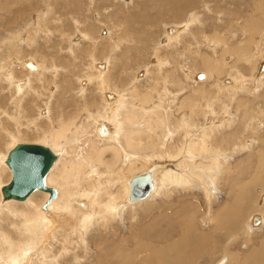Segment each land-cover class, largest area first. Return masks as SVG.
I'll use <instances>...</instances> for the list:
<instances>
[{"label": "rangeland", "instance_id": "1", "mask_svg": "<svg viewBox=\"0 0 264 264\" xmlns=\"http://www.w3.org/2000/svg\"><path fill=\"white\" fill-rule=\"evenodd\" d=\"M23 1L0 0V156H4L13 143L49 146L53 144L50 142L52 133L59 130L62 123L71 122L66 138L57 145L63 152L59 166L56 165L58 168L55 167L58 179H54L55 184L47 185L58 192L67 190V199L79 200L81 192L76 193L74 185L80 184L86 193L81 197L84 201L91 197L96 200L90 190L94 185L92 189H99V193L111 186L107 190L116 196L119 215L104 220L102 216L95 217L98 212L93 211L95 219L85 231L77 213L83 212L79 209H73L76 212L71 215L62 212L70 219H65L50 241L23 244L27 239L22 230L23 215L27 213L33 223L36 217L40 219L38 210L28 207V203L36 198L38 209L46 198L43 193H35L28 203H12L15 205L0 209V264H13L10 261L15 262L16 255L18 264H111L115 256L118 258L122 246L119 239H124L129 251L143 252L133 257L138 263L153 249L160 252L173 250L171 246L181 248L183 228L188 224L193 233L212 234L210 225L216 213L230 202L233 192L234 195L241 192L244 185L249 189L245 200H249L247 206L250 207L244 209L242 200L238 202L236 198L240 208L236 205L234 208L240 210L236 214L239 232L235 242L222 240L219 246H225L221 248L224 254L212 255L204 264H223L220 260L227 259L231 253L232 256L237 254L235 264H242L244 260L248 264H261L264 255L256 252L264 243V185L261 183L264 181V71L261 69L264 65V0H186L191 7L181 15L170 10L173 0ZM22 2L24 6L31 4L27 5L28 10L23 11V6H19ZM178 3L183 9V1L178 0ZM14 8L22 11L16 14ZM175 28L180 29H177L179 33L165 42L166 37L175 34L171 32ZM24 61L29 63L28 68L39 64L42 75L29 74L22 66ZM94 65L105 71L99 72ZM208 72L211 76L206 80ZM200 73L204 74L202 80L197 79ZM260 74L263 76L258 77ZM7 78L16 84L24 81L30 84L22 86L21 96L16 95ZM227 82L233 83L231 90ZM258 86V90L252 92ZM116 94L132 104L126 107L128 112L122 110L125 112L122 118L131 110L139 116L134 124L122 123V135L135 130V135L141 138L133 151L134 146L130 149L123 145L124 151L119 153L118 159L107 150L112 145L111 140L107 139L105 144L94 131L96 124L106 120L107 113L119 107L115 102H106L112 100L109 96ZM142 108L146 111L140 113ZM149 118L163 123L153 131L146 124ZM105 136L99 137L106 139ZM243 148L247 149L241 151ZM99 152L101 160L110 166L95 160ZM131 153L139 159L128 167L123 159L126 155L132 156ZM165 164L193 185H166L150 202L148 199L135 207L124 208V180L150 166L161 175ZM70 165H74L71 170L76 168L74 171L78 172L67 176L65 170ZM211 166L214 169H209ZM2 167L0 185L10 181L9 171ZM79 167L87 169L83 171ZM111 171L114 173H109ZM213 173L216 178L211 176ZM78 174H82L81 178ZM191 174L200 175L208 191L200 182L193 183L196 177L192 175L191 179ZM231 181L235 186L232 192ZM67 187L73 190L69 192ZM36 194L40 195L33 197ZM255 220H259L258 224H254ZM34 229L38 231V227ZM9 243L16 248V255L8 248ZM24 251L30 252L23 255ZM258 257L263 258L262 261ZM224 264L232 263L227 259Z\"/></svg>", "mask_w": 264, "mask_h": 264}, {"label": "bare ground", "instance_id": "2", "mask_svg": "<svg viewBox=\"0 0 264 264\" xmlns=\"http://www.w3.org/2000/svg\"><path fill=\"white\" fill-rule=\"evenodd\" d=\"M23 1V0H22ZM25 1V0H24ZM23 1V2H24ZM162 1V0H161ZM181 1H183V0H181ZM186 1V0H185ZM184 1V2H185ZM199 1V0H198ZM22 2V4L23 5H19L20 7H22L23 8V11L25 10V8L27 7V5H29L30 3H28L27 5H25L24 6V3ZM173 2L176 4L177 3V0H173ZM200 2H201V0H200ZM20 3V2H19ZM26 3V2H25ZM164 3V2H163ZM31 5V4H30ZM149 5V4H148ZM172 5V4H171ZM203 5V4H202ZM142 6V5H141ZM170 6V5H169ZM168 6V7H169ZM185 6V5H184ZM17 7V6H16ZM31 7V6H30ZM28 8V7H27ZM26 8V9H27ZM11 9V8H10ZM171 9V8H170ZM28 10V9H27ZM159 10H160V8H159ZM13 11H14V13H18V11H22V10H19V8L17 9L16 8V10H15V8L13 9ZM29 11H30V9H29ZM36 11V10H35ZM39 11V10H38ZM45 11V10H44ZM169 11V10H168ZM188 11V10H187ZM193 11V10H192ZM7 12V11H6ZM26 12V11H25ZM141 12V11H140ZM175 12V11H174ZM10 12H8V14H9ZM47 13V12H46ZM177 13V12H176ZM11 14V13H10ZM15 14V15H16ZM30 14V13H29ZM36 14V13H35ZM38 14V13H37ZM49 14V13H48ZM47 14V15H48ZM181 14H183V13H181ZM180 14V15H181ZM194 14V13H193ZM51 15V14H50ZM179 15V14H178ZM196 15V14H195ZM9 16V15H8ZM31 16V15H30ZM38 16V15H37ZM40 16V15H39ZM156 16V15H155ZM169 16H170V14H169ZM5 17V16H4ZM42 17V16H41ZM49 17V16H48ZM135 17V16H134ZM19 18H21V17H19ZM44 18V17H43ZM58 18V17H57ZM56 18V19H57ZM73 18V17H72ZM132 18H133V15H132ZM10 19H11V16H10ZM13 19H14V17H13ZM12 19V20H13ZM15 19H17V18H15ZM38 19H40V18H38ZM55 19V20H56ZM11 20V21H12ZM41 20V19H40ZM40 20H38V22L40 21ZM45 20V19H44ZM47 20V19H46ZM195 20V19H194ZM258 20V19H257ZM2 21H4V19L2 18ZM8 21V20H7ZM17 21H18V19H17ZM16 21V22H17ZM42 21V20H41ZM52 21V20H51ZM154 21H156V19L154 20ZM153 21V22H154ZM188 21V20H187ZM254 21H255V19H254ZM253 21V22H254ZM9 22V21H8ZM13 22V21H12ZM37 22V23H38ZM56 22V21H55ZM189 22V21H188ZM2 23V22H1ZM7 23V22H6ZM35 23V22H34ZM41 23V22H40ZM45 23V22H44ZM43 23V24H44ZM52 23H53V21H52ZM51 23V24H52ZM8 24H12V23H8ZM14 24H15V22H14ZM49 24V23H48ZM249 24V23H248ZM260 24H262V23H260ZM6 25V24H5ZM32 25H34V24H32ZM54 25V24H53ZM57 25V24H56ZM252 25V24H251ZM258 25V24H257ZM7 26H10V25H7ZM6 26V27H7ZM38 26H39V23H38ZM50 26V25H49ZM48 26V27H49ZM216 26V25H215ZM47 27V26H46ZM91 27V26H90ZM173 27V26H172ZM251 27V26H250ZM3 28V27H2ZM5 28V27H4ZM37 29H39V28H37ZM166 29H167V27H166ZM170 29V28H169ZM177 29H179V28H177ZM176 28H175V30H171V32H173V33H175L173 36H168V37H166V39H165V42H167V40H168V38H171V37H174V36H176L178 33H177V30ZM42 30V29H41ZM47 30V29H46ZM45 30V31H46ZM48 30H49V28H48ZM180 30V29H179ZM49 32V31H48ZM89 32V31H88ZM28 33V32H27ZM84 34V33H83ZM254 34V33H253ZM121 36H123L124 35V32H123V35H122V33L120 34ZM144 35V34H143ZM145 36V35H144ZM212 39V38H211ZM12 40V39H11ZM215 40H217V39H215ZM219 41V40H218ZM170 42V41H169ZM213 42V41H212ZM215 42V41H214ZM15 43V42H14ZM144 43V42H143ZM162 43V42H161ZM210 43V42H209ZM216 43V42H215ZM162 44H164V43H162ZM3 45V44H2ZM145 45V44H144ZM143 44H142V46H144ZM9 46V45H8ZM209 46V45H208ZM5 47V46H4ZM7 47V46H6ZM10 48V47H9ZM143 48H145V46L143 47ZM142 50V49H141ZM13 51V50H12ZM156 51V50H155ZM8 52V51H7ZM10 55V54H9ZM214 55V54H213ZM204 56V55H203ZM154 58V57H153ZM12 60V59H11ZM9 61V60H8ZM6 63H7V61H6ZM12 63V62H11ZM31 63V62H30ZM9 64H10V62H9ZM8 64V65H9ZM16 65V64H15ZM28 65H29V63H27V62H23L22 63V66L24 67V68H27V70H29V71H27L29 74H31V75H38V76H40V75H42V72H43V70H42V67L39 65V64H32L29 68H28ZM89 65V64H88ZM91 65V64H90ZM209 65V64H208ZM264 66V65H263ZM262 66V67H263ZM94 68L96 69V70H98L99 72H104L105 70H100V69H97V68H99V67H97L96 68V65H94ZM106 69V68H105ZM90 70V69H89ZM6 71H7V69H6ZM8 71H9V69H8ZM262 71H264L263 69H262ZM8 73V72H7ZM102 74H104V73H102ZM263 74V73H262ZM262 74H260V75H258V77H261V76H263ZM10 75H12V74H10ZM28 76V75H27ZM90 76V75H89ZM88 76V77H89ZM210 72H208V73H206L205 74V79L207 80V79H210ZM13 77V76H12ZM29 77V76H28ZM8 78H10V76L8 77ZM7 78V81H9V82H11L12 83V85H11V83H10V85H9V87H10V89L12 88V89H14V91H15V93H16V95H22L21 93H22V91H23V87L22 86H24L25 85V87H28L29 85L28 84H30L29 82L27 83L26 81H24V83L23 84H16V81L13 83V81H11L10 79H8ZM96 78V77H95ZM99 78H100V76H99ZM4 79V78H3ZM102 79H103V77H102ZM6 81V82H7ZM30 81V80H29ZM42 81V80H41ZM104 81V80H103ZM204 81V80H203ZM104 83H107V82H105L104 81ZM227 84L229 85L230 83L229 82H227ZM262 84V83H261ZM242 86V85H241ZM261 86V85H260ZM24 87V88H25ZM98 87V86H97ZM99 88V87H98ZM105 88V87H104ZM230 90H231V88H233V83H231L230 84V87H228ZM242 88V87H241ZM241 88H240V90H241ZM258 88H259V86L257 87V88H254L255 90H253L252 92H256L257 90H258ZM27 89V88H26ZM25 89V90H26ZM108 89V88H107ZM106 89V90H107ZM24 90V91H25ZM27 91V90H26ZM25 91V92H26ZM80 91H81V89H80ZM82 92V91H81ZM239 92V91H238ZM106 93V92H105ZM105 93H103V94H105ZM109 93V92H108ZM110 94V93H109ZM108 94V95H109ZM105 97V96H104ZM106 97H107V95H106ZM109 98H111L112 100L111 101H106L107 103H113V102H115L116 104H117V106H119L117 109H116V111H113L112 110V112H110V113H107L106 114V120H104V121H102V122H100V123H98V124H96L95 125V127H94V131H95V134H96V132L98 133V135L99 136H105L106 137V139H103V138H100L97 134V137L100 139V140H102V141H105L104 143L106 144V141H107V139H108V141H110L111 140V142H112V145H110V146H108L109 147V149H107L108 151H111V152H113V155L115 156V158H117V156L119 155L120 156V152H123L124 151V148H123V145H126L128 148H132L134 145H139L140 143H141V138H139L137 135H135L136 133H135V130H132V131H130L129 133H126L127 132V129H126V134L125 135H122V129H121V125H123L122 123L123 122H125V123H127V124H131V123H135V122H138L137 120H138V113L135 111V110H131L130 111V113L128 114V115H126V116H124L123 118H122V114L123 113H125L124 111H122V110H126L127 112H128V110L126 109V107L127 106H131L132 104L130 103V101H129V99H126V98H124V96H118V94H116V95H113V96H109ZM148 98V97H147ZM106 99V98H105ZM132 99V98H131ZM146 99V98H145ZM143 100V99H142ZM127 101H129L127 104H126V102ZM139 101V100H138ZM141 101V100H140ZM133 102V101H132ZM142 102V101H141ZM144 103L145 102H147V100L146 101H143ZM208 103V102H207ZM115 105V104H114ZM137 105V104H136ZM110 106V105H109ZM141 106V105H140ZM145 106V105H144ZM147 107V106H146ZM128 108V107H127ZM190 108V107H189ZM130 109V108H129ZM139 111V110H138ZM146 110L144 109V108H142L141 109V112L140 113H142V112H145ZM89 112V111H88ZM106 112H107V110H106ZM152 112H153V110H152ZM158 112V111H157ZM156 112V113H157ZM104 113V112H103ZM102 113V114H103ZM196 114H197V112H196ZM103 116H104V114H103ZM251 116V115H250ZM97 117H98V114H97ZM149 117V116H148ZM225 117V116H224ZM88 119H89V117H88ZM182 119V118H181ZM71 121H72V119H70ZM69 120V121H70ZM182 122H183V120H182ZM125 123H124V126H125ZM133 123V124H134ZM159 123H163V122H159V120H156V121H153L151 118H149V119H147V121H146V124H147V126L149 127V129H151V130H155L156 128H157V125H159ZM184 123V122H183ZM186 123H187V121H186ZM95 124V123H94ZM132 124V125H133ZM75 125V124H74ZM182 125V124H181ZM188 125H190V124H188ZM94 126V125H93ZM71 127H72V123L71 122H67V123H62L61 124V126H60V128H59V130H56V131H54L53 133H52V135H51V139L50 140H52V141H50V142H52L53 144H48L49 146H47V145H44V144H40V145H44V146H47V147H49L55 154H56V156H57V161L54 163V165L52 166V168L50 169V171L48 172V174L46 175V177H45V183H46V186L47 187H50V185H52L53 183L55 184L56 182V180L54 181V179H58V177L56 176V174L57 173H55L56 171V168H58V163L61 161V159H62V156H63V152L60 150V149H57V148H59L57 145L59 144V142L60 141H62V140H64L65 138H66V134H67V132H69L70 131V129H71ZM131 127V126H130ZM159 127V126H158ZM182 127H184V124L182 125ZM190 127V126H189ZM211 128H212V126H210ZM74 128H75V126H74ZM187 129H188V127H186ZM185 128V129H186ZM209 128V127H208ZM207 128V129H208ZM77 129H79V128H77ZM76 129V130H77ZM166 129H167V127H166ZM184 129V128H183ZM101 130H103L102 132H101ZM215 130V129H214ZM213 130V131H214ZM169 131V130H168ZM167 131V132H168ZM72 132V131H71ZM172 133V132H171ZM164 135V134H163ZM93 136H95V135H93ZM169 136V135H168ZM207 136V135H206ZM162 137V136H161ZM94 138H96V137H94ZM120 138H122V141L123 142H125V144H123V142H122V144L120 143ZM167 138V137H166ZM165 138V139H166ZM196 138V137H195ZM192 140H193V138H192ZM191 140V143H189L190 145L193 143V141ZM108 141H107V143H108ZM187 141H188V139H187ZM197 141V140H196ZM200 141V140H199ZM189 142H190V139H189ZM164 143H166V142H164ZM195 143V142H194ZM16 144H20L19 142L18 143H13V145H11L10 146V148L8 149V151L5 153V155L3 156V155H1L0 156V162H1V164H0V167H2V166H4L8 171H9V169L7 168V166H6V164H5V159H6V156H7V154H8V152H9V150H11ZM23 144H29V143H23ZM161 144L162 143H159V145L161 146ZM186 144V143H185ZM204 144V143H203ZM158 145V146H159ZM245 146H247V145H245ZM144 147V146H143ZM185 147H186V145H185ZM190 147V146H189ZM249 147V146H248ZM136 147L134 146V148L132 149V151L135 149ZM158 148V147H157ZM161 148V147H160ZM238 148V147H237ZM202 149H203V147H202ZM244 149H247V148H243V149H241V151L242 150H244ZM64 150V149H63ZM96 150V149H95ZM106 150V151H107ZM153 150V149H152ZM155 150V149H154ZM158 150V149H157ZM184 150V149H183ZM204 150V149H203ZM106 151H104V153L106 152ZM185 151V150H184ZM189 151V150H188ZM219 151V150H218ZM218 151H216V152H218ZM235 151V150H234ZM190 152V151H189ZM203 152V151H202ZM201 152V153H202ZM207 152V151H206ZM215 152V151H214ZM191 153H192V151H191ZM200 153V154H201ZM205 153V152H204ZM98 154V158L96 159V157H95V160H97V162L99 163V164H102V165H105V163L101 160V152H99V153H97ZM131 154H133L132 156H130V155H126V156H124V165H126V166H128V167H132L133 166V164H134V162L136 161V159L138 160L139 158L136 156V155H134V153H131ZM158 154V153H157ZM209 154V153H208ZM212 154V153H211ZM216 154V153H215ZM66 155V154H65ZM139 155V154H138ZM171 157V156H170ZM212 157V156H211ZM214 157H216L217 158V155H215ZM119 158V157H118ZM117 158V159H118ZM121 158V157H120ZM153 158V157H152ZM169 158V157H168ZM92 160V159H91ZM90 160V158H89V161H91ZM95 160H93V161H95ZM141 160V159H140ZM140 160H139V162H140ZM165 160V159H164ZM163 160V161H164ZM187 160V159H186ZM211 160H213V159H211ZM215 160H218V159H215ZM76 161V160H75ZM92 161V162H93ZM127 161V162H126ZM144 161H146L145 159H144ZM184 161V160H183ZM220 161V160H219ZM73 162V161H72ZM86 162V161H85ZM117 162V161H116ZM210 162V161H209ZM213 164H215V162L216 161H214L213 160ZM74 163V162H73ZM81 163H82V161H81ZM88 163V162H87ZM119 163V162H118ZM212 163V162H211ZM71 164V163H70ZM142 164V163H141ZM163 164V163H162ZM161 164V165H162ZM184 164V163H183ZM216 164H218V163H216ZM56 165H58L57 167H56ZM83 165V164H82ZM81 165V166H82ZM92 165H94V163L92 164ZM92 165H90V166H92ZM182 165V164H181ZM74 166V165H73ZM72 165H70L69 167H67V169L65 170V173H66V175L67 176H70V175H72V174H74L73 172H75L74 170L76 169H73V170H71L70 168L71 167H73ZM76 166V165H75ZM80 166V165H79ZM87 166V165H86ZM95 166V165H94ZM105 166H110V165H108V164H106ZM104 166V167H105ZM177 166H180V164H178ZM198 166V165H197ZM219 166H221V164L219 165ZM4 167H2L4 170H6ZM56 167V168H55ZM83 167H84V165H83ZM93 167V166H92ZM139 167V166H138ZM148 167V166H147ZM183 167V166H182ZM208 167V166H207ZM206 167V168H207ZM216 167V170H217V167H218V165H216V166H214V168ZM55 168V169H54ZM80 168V167H79ZM78 168V169H79ZM122 168V167H121ZM120 168V169H121ZM144 168H146V167H144ZM211 168V170L212 169H214V168H212V166L211 167H209V169ZM54 169V170H53ZM80 169H83V168H80ZM85 169V168H84ZM84 169H83V171H84ZM87 169V168H86ZM86 169H85V171H86ZM0 170H2V169H0ZM3 170V171H4ZM6 170V171H7ZM53 170V171H52ZM114 170V169H113ZM122 170V169H121ZM133 170H135V169H133ZM162 171H161V175H158V172H157V170H156V168H154V167H151L150 166V169L148 168H146V170H141L140 172H138V173H136V174H134V175H130V177L126 180H124V184L122 185V187H124L123 189H122V193H123V195H122V201H123V207L124 208H131V207H135L134 205L135 204H139V203H142V202H144V201H146V202H150L151 201V199L153 200L156 196H158L159 194H160V192L162 191V190H165L164 189V187L166 186V185H174V184H177V185H179V186H181V187H184V186H187V185H193L190 181H188V180H184L183 179V177H181V176H178V174L176 173V171H174L172 168H170L169 167V165H167V164H165V166H164V169H161ZM206 170V169H205ZM216 170H214V172L216 171ZM81 171V170H80ZM83 171H82V173H83ZM147 171H150V173H151V180H152V183H153V190L149 193V195L144 199V200H141V201H137V202H129V200H128V194H129V181H130V179L132 178V177H134V176H137L138 174H141V173H144V172H147ZM210 171V170H209ZM5 172V171H4ZM78 172V171H77ZM77 172H75V173H77ZM122 172V171H121ZM212 172V171H211ZM8 173H10V171L8 172ZM109 173H111V174H113L114 173V171H111V172H109ZM116 173H118V172H116ZM197 173V172H196ZM206 173V172H205ZM210 173V172H209ZM208 173V174H209ZM216 173H219L218 171H216ZM84 174V173H83ZM93 174V173H92ZM211 174V173H210ZM82 175V174H81ZM81 175H79L78 174V176L80 177ZM192 175L194 176V177H196L195 178V180H192V182L194 183H198L199 184V182L201 183V185H202V187H203V189H207V191H208V187H207V183L204 181V179L200 176V175H196V174H191V179H193L192 178ZM214 175H216L215 173H213L211 176H213V178H216ZM219 175V174H218ZM95 176H96V174H95ZM217 176V175H216ZM49 177V178H48ZM83 177V176H82ZM101 177V176H100ZM99 177V178H100ZM125 177V176H124ZM189 177H190V175H189ZM221 177V176H220ZM65 178V177H64ZM81 178V177H80ZM119 178V177H118ZM186 178V177H185ZM213 178H211V180L213 179ZM10 179H11V173H10ZM68 179V178H67ZM73 179V178H72ZM75 179H77V178H75ZM97 179V178H96ZM101 179V178H100ZM115 179V178H114ZM62 180H63V178H62ZM74 180V179H73ZM108 180L109 181H113V179H112V177H108ZM77 181V180H76ZM58 182V181H57ZM70 182V181H69ZM79 182V181H78ZM50 184L49 186L47 185V184ZM60 183H61V181H60ZM98 183V182H97ZM108 183V182H107ZM106 183V184H107ZM262 183V185H264V181L263 182H261ZM66 184H68L67 183V180H66ZM231 184H232V187H231V185H230V192H232V190L234 189V183L231 181ZM5 185V184H4ZM4 185H0V189H1V187L2 186H4ZM98 185V184H97ZM177 185H175V186H177ZM70 186V185H69ZM76 188H74L75 190V192L77 191V192H81V193H79L78 195V197H80L79 198V200H78V198H77V200H76V197H71L70 199L68 198L67 199V197H66V194H65V192H67V190H65V191H62V192H58V189L56 190L55 188V190H56V192H57V195H56V198L47 206V208L44 210V209H42V205L44 204V202L47 200V198H48V194L47 193H45V192H42V191H36V192H34V193H32L25 201H23V202H17V201H14V200H7V201H3L2 200V196H1V193H0V209H6V208H8V206H11V205H15V204H12V203H17V204H21V203H25V202H29L31 199H30V197L33 195V194H35V193H38V192H40V193H43V194H45L46 196V198H45V200L42 202V204L39 206V208L37 209V203H39V201L38 200H36V198H35V200H32L30 203H28V207H30V208H32L33 210H38V212H37V214H38V216H39V218L40 219H38L37 217H36V220H35V222L33 223V221L31 220V218L29 217V215L27 214V213H25V215H23V225H22V230H23V232L25 233V236H27V239L25 240V241H23L22 243L24 244V243H27V242H31V243H33L34 245H37L36 243H43L44 242V240H46V241H50V239L52 238V236L54 235V234H57L59 231L57 230L58 229V227L59 228H61L62 227V225H63V223H65V221L66 220H69L70 218H66L65 217V215L66 214H68V215H71V212H76L75 210H73V209H79L81 212H83L84 214H82V213H80V212H77V213H79V215H80V225H81V227L82 228H84L85 229V231H86V229L87 228H89L92 224H93V221H94V219H95V217H98V216H102L103 217V219L104 220H107V219H109V218H111V219H113L114 217H116V216H118L119 215V209H118V204H117V202H116V196H114L113 194H111L108 190H107V188L108 189H110V188H112L111 186H108L107 188H105V191L104 192H102V193H99V189H97V191L95 190V189H92V188H94L95 187V185L92 187V188H90V190L91 191H93V194H94V196H96V200H94V198L95 197H91L88 201H84V198H81V197H84V195L86 194H84V191H82L83 189L81 188L82 186H80V184H76V185H74ZM100 186V185H99ZM105 186V185H104ZM178 186V187H179ZM58 187H61V186H58ZM106 187V186H105ZM169 187V186H168ZM249 187V186H248ZM50 188H53V187H50ZM89 188V187H88ZM87 188V189H88ZM104 188V187H103ZM66 189V188H65ZM67 189L69 190V192L71 191V190H73V189H71L70 187H67ZM100 189L102 190V188L100 187ZM63 190H64V188H63ZM248 188L244 185L242 188H241V192L239 191V193H235L236 195H234V192H233V196L232 197H230V202L228 203V204H226L218 213H216V216L213 218V220H212V222H213V224H211L210 226H211V231H212V234H210V235H207V236H202L201 234H199V233H193L192 232V229H191V226L188 224L187 225V227H184L183 228V233H182V236H181V243L180 244H182L183 246H181V248H178L179 249V251H178V249L176 248L177 246H171V248H173V250H171V249H169L168 251H160V252H158V251H156L155 249H153L151 252H149L150 253V255L149 256H147V258L143 261V259H141L140 260V262H138V263H136L135 261H134V256H139V254H142L143 252L141 251V250H133L132 252L131 251H129L128 250V248H126L125 246L126 245H124V243H125V241H124V239H119V241L122 243V246L120 247V251H119V253H118V258L115 256V258H114V261L113 262H111V264H204V262H206L207 260H209L210 259V257L212 256V255H218L219 253H220V256L222 255V254H224L223 252L224 251H222V246L223 247H225L224 245H222L221 247L219 246L220 245V242L223 240V241H228L229 243L230 242H232L234 239H235V236L238 234V232H239V225H238V221H236L238 218L236 217V214H237V211H238V209L240 208L238 205H236V203H237V199H238V202L240 201V200H242V202H241V206L242 207H244V209H247V210H249V207L250 206H247L248 204L247 203H249V200L248 201H246L245 200V196H246V194L248 195ZM76 192V193H77ZM205 192V191H204ZM230 192H229V194H230ZM247 192V193H246ZM61 193V194H60ZM91 193V192H90ZM207 193H210V192H207ZM88 194H89V192H88ZM211 194V193H210ZM40 194H36V195H34L33 197H37V196H39ZM59 195H60V197H59ZM90 195V194H89ZM75 196H76V194H75ZM87 196V195H86ZM230 196V195H229ZM87 197H89V196H87ZM228 197V196H227ZM75 198V199H74ZM237 198V199H236ZM30 199V200H29ZM121 199V198H120ZM149 199V200H148ZM98 200H100V202H98ZM148 200V201H147ZM255 200V199H254ZM245 201V202H244ZM253 201V200H252ZM35 202H37V203H35ZM250 204H251V201H250ZM26 205V204H25ZM118 205V206H117ZM146 205H147V203H146ZM238 206L239 208H237V210L235 211V208L234 207H236V206ZM252 205V204H251ZM137 206V205H136ZM139 206V205H138ZM92 208H93V210H92ZM95 208H96V210H95ZM242 209V208H241ZM244 209H242L241 211H243ZM263 209V208H262ZM121 210V209H120ZM240 210V209H239ZM93 211H97L98 213V215L97 216H95L94 217V213H93ZM62 212H65L66 214L65 215H62ZM240 212V211H239ZM76 213V214H77ZM88 213V214H87ZM251 213V212H250ZM242 214V213H241ZM245 214H246V212H245ZM245 214H243V215H245ZM258 215V214H257ZM239 216V215H238ZM240 217V216H239ZM242 217V216H241ZM258 217V216H257ZM264 217V216H263ZM74 218V217H73ZM260 218V217H259ZM66 219V220H65ZM74 221V220H73ZM70 222V221H69ZM78 222V221H77ZM96 222V221H95ZM258 222H259V220H255L254 221V224H258ZM104 223H105V221H104ZM103 223V224H104ZM78 224V223H77ZM98 224V223H97ZM182 224V223H181ZM80 225H79V227H80ZM179 225H180V223H179ZM35 227H38V231L36 232L35 231ZM81 228V229H82ZM83 230V229H82ZM167 231H169V230H167ZM222 232V233H221ZM145 233V232H144ZM246 233V232H245ZM84 234H86V232L84 233ZM164 233H162V235H163ZM139 236H141V235H139ZM5 237H7V236H5ZM4 237V238H5ZM42 238V239H41ZM79 238H81V237H79ZM140 238V237H139ZM155 238V237H154ZM157 238V237H156ZM166 238V237H165ZM167 239V238H166ZM154 240V239H153ZM158 240V239H157ZM168 240V239H167ZM248 238H246V241L248 242ZM82 241V240H81ZM118 241V242H119ZM127 241V240H126ZM170 241V240H169ZM129 242H131V238H130V240H129ZM174 242V241H173ZM173 242H171V243H173ZM233 242H235V241H233ZM171 243H170V245H171ZM189 243V245H187ZM21 244V243H20ZM49 244V243H48ZM66 244H68V243H66ZM127 244V243H126ZM144 244V243H143ZM163 244V243H162ZM173 244H176V242L175 243H173ZM172 244V245H173ZM246 244V243H245ZM29 245H31V244H29ZM45 245V244H44ZM99 245V244H98ZM134 245V244H133ZM177 245V244H176ZM185 245H187V246H185ZM25 246V245H24ZM28 246V245H27ZM26 246V247H27ZM167 246V245H166ZM179 246V247H180ZM35 247V246H34ZM158 247V246H157ZM8 248H12L13 249V246H12V243H9L8 244ZM20 248V247H19ZM30 248V247H29ZM99 248V247H98ZM175 248V249H174ZM229 248V247H228ZM5 249V248H4ZM11 249V250H12ZM16 249V248H15ZM15 249H13L14 251H13V253L16 255L18 252H16V250ZM115 249V248H114ZM144 249V248H143ZM181 249V250H180ZM9 250V249H8ZM7 250V251H8ZM171 250V251H170ZM18 251V250H17ZM148 251V250H147ZM21 252V251H20ZM27 252H30V251H24L23 252V255H27ZM22 253V252H21ZM230 253V252H229ZM228 253V254H229ZM256 253H261V254H263L264 255V243L261 245V248H260V250L258 251V252H256ZM7 254H8V252H7ZM1 255V254H0ZM9 255H11V256H13L12 254H9ZM147 255V254H146ZM234 255V254H233ZM3 256V255H2ZM235 256H237V254L235 255ZM235 256H232V253H231V255H229V256H227V259H228V262L229 263H232V264H235L236 263V261H237V257H235ZM21 257H23V256H21ZM20 257V258H21ZM249 257V256H248ZM255 257V256H254ZM261 257V256H260ZM11 258V257H10ZM19 258V257H18ZM18 258H17V255H16V260H15V262L12 260V261H10V263H13V264H18V262H19V260H18ZM78 258V257H77ZM222 258V257H221ZM259 258V257H258ZM215 259V258H214ZM223 259H225V260H223ZM226 258H222L221 260H220V262H222L223 264H224V261H226L227 260ZM253 259V258H252ZM251 259V260H252ZM260 259V258H259ZM261 259H263V258H261ZM260 259V260H261ZM21 260V259H20ZM212 260H213V258H212ZM3 261H4V259H3ZM143 261V262H142ZM262 261V260H261ZM220 262H218V263H220ZM238 262V261H237ZM7 263V262H6ZM261 264L263 263L264 264V261L263 262H260ZM49 264V263H48ZM211 264V263H210ZM242 264H248L247 262H246V260H244V263H242ZM254 264H258V263H254Z\"/></svg>", "mask_w": 264, "mask_h": 264}, {"label": "water", "instance_id": "3", "mask_svg": "<svg viewBox=\"0 0 264 264\" xmlns=\"http://www.w3.org/2000/svg\"><path fill=\"white\" fill-rule=\"evenodd\" d=\"M261 69L264 70V66ZM197 79H204V74H198ZM56 161V154L47 146L16 144L9 150L5 159L11 179L0 189L2 200L23 202L32 193L42 191L48 194L47 200L42 205V209L45 210L57 195L56 190L47 187L45 183V177ZM152 190L150 171L138 174L129 181L128 200L129 202L144 200Z\"/></svg>", "mask_w": 264, "mask_h": 264}, {"label": "crops", "instance_id": "4", "mask_svg": "<svg viewBox=\"0 0 264 264\" xmlns=\"http://www.w3.org/2000/svg\"><path fill=\"white\" fill-rule=\"evenodd\" d=\"M185 0H183V3H184V8L182 9V6L179 5L178 3V0H177V3H173L172 7H171V11L174 13V14H181L185 9H187L188 7H191L190 4H186V1L184 2ZM175 11V12H174ZM177 12V13H176Z\"/></svg>", "mask_w": 264, "mask_h": 264}]
</instances>
